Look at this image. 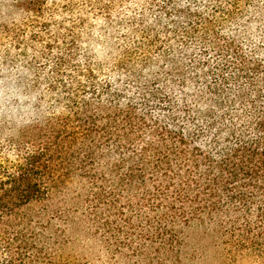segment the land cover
<instances>
[{"label":"trees","instance_id":"16d2710c","mask_svg":"<svg viewBox=\"0 0 264 264\" xmlns=\"http://www.w3.org/2000/svg\"><path fill=\"white\" fill-rule=\"evenodd\" d=\"M152 1L184 19L187 71L121 98L88 70L65 112L0 140V264H60L78 219L138 264H183L193 225L264 242V0Z\"/></svg>","mask_w":264,"mask_h":264},{"label":"rangeland","instance_id":"374dc122","mask_svg":"<svg viewBox=\"0 0 264 264\" xmlns=\"http://www.w3.org/2000/svg\"><path fill=\"white\" fill-rule=\"evenodd\" d=\"M183 23L152 0H0V140L7 143L24 125L65 112L62 83L75 98L72 83L88 70L121 98L148 83L165 84L174 65L187 71L195 48L178 40ZM173 85L168 82L167 90L181 95ZM57 200L70 209L69 201ZM119 203L112 210L117 225ZM86 224L78 219L67 228L60 264H138ZM222 229H186L183 264H264V242L233 239Z\"/></svg>","mask_w":264,"mask_h":264}]
</instances>
